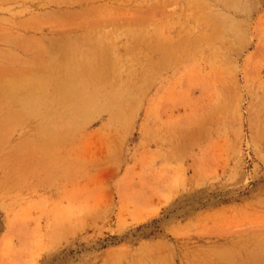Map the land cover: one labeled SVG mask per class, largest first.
Returning a JSON list of instances; mask_svg holds the SVG:
<instances>
[{
	"label": "rangeland",
	"instance_id": "1",
	"mask_svg": "<svg viewBox=\"0 0 264 264\" xmlns=\"http://www.w3.org/2000/svg\"><path fill=\"white\" fill-rule=\"evenodd\" d=\"M0 264H264V0H0Z\"/></svg>",
	"mask_w": 264,
	"mask_h": 264
}]
</instances>
